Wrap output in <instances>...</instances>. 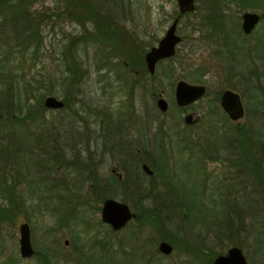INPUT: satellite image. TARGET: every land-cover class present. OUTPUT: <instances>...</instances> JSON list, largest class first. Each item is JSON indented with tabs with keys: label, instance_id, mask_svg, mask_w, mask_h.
Returning <instances> with one entry per match:
<instances>
[{
	"label": "rangeland",
	"instance_id": "obj_1",
	"mask_svg": "<svg viewBox=\"0 0 264 264\" xmlns=\"http://www.w3.org/2000/svg\"><path fill=\"white\" fill-rule=\"evenodd\" d=\"M96 1L101 12L117 19L128 16L126 20L129 23L120 22L133 34L126 43L135 47L136 53H146L157 46L180 14L176 0ZM195 1V11L179 20L177 34L182 41L177 45L175 57L157 67L159 74L171 65L178 69L173 82L169 83L160 75L153 85L145 83L136 93L137 101L131 103L124 72H116L114 66L98 72L96 65L101 64L103 48L98 43L83 40L77 48L83 62L84 81L75 104L64 110L49 109L43 118L27 121L23 127L22 122H16L22 127L17 125V130L9 122L4 125L6 122L2 124L0 121V176L8 169L13 192L19 199L27 201L24 207L15 211L14 203L3 201L0 193V264H92L85 258L77 260L80 248L85 246L88 250L101 252L108 250L106 241L119 251L121 264H199L197 261L202 259L197 260L184 245L209 251L213 261L217 254H225L232 247L222 234L223 225L227 222L239 225L238 234L232 241L242 243L240 248L248 263L264 264L263 197L252 175L237 165L238 160L244 157V153L239 157L236 155L240 131L235 130L234 123L222 112L218 101H214L217 92L221 91L219 81L224 79H220L221 71L229 72L237 63L244 70L252 65L250 58L253 55L264 59V19L247 38H242L240 28L241 16L245 12L261 15L264 2ZM65 7L63 0L38 1L35 8L47 14L39 31L40 46L33 41L32 47L20 52L15 46L17 37L13 22L0 15V65L4 64V69L8 70L6 76L0 74V101L10 99L13 105L22 104L21 110L13 108L14 119L26 116L27 108L34 104L33 99L27 100L31 95L26 91L27 84L33 83L39 90L52 88L53 93L45 98H64L61 76L66 66L61 60L62 53L72 37H88L94 26L90 21L81 24L74 15L64 14ZM75 9L74 12L79 14L78 7ZM4 20L10 22L7 24ZM3 23L6 24L3 26ZM218 27L223 28L230 48H236L237 38L247 39L248 45L254 43L256 47L244 56V52L241 53L239 61H234L233 58L237 57L235 51L227 52L221 43L223 34L216 35L214 31ZM214 33L215 38L210 40ZM109 52L106 47L105 54ZM108 63L121 65L123 60L109 53ZM256 63L259 65L258 61ZM19 65L23 66L25 76L23 81L17 82V90L14 76L17 68H20L19 73L22 71ZM195 66L207 73L205 84L209 93L196 105L201 120L194 126H188L184 122L185 115L174 103V88L180 79L189 82L181 74ZM154 92H163V98L169 103L166 113L157 108V100L152 95ZM250 101L249 113L242 122L250 123L252 130L245 132L254 148L263 151L264 95L258 91ZM134 107L141 112L144 125L141 132L145 143L168 146L169 162L165 164L164 171L161 164L163 155L146 162L154 171L159 187L156 203L162 202L163 206L172 209L168 212L171 217V231L168 233L176 242H168L173 246V252L168 256L158 250L160 241H157L158 233L153 226L155 221L145 219V224L140 225L132 220L115 232L101 220L102 205L107 198L127 203L135 213H144L146 207L155 203L141 201L138 195H131L129 185H125L126 190L121 183H112V179L104 186L93 182L99 160L93 154L97 151L94 143L108 144L109 135L115 143L120 137L116 136L118 131H97L100 127L92 114L93 108L102 113L98 118L102 121L103 113H108L113 119L124 114L128 119ZM130 122L131 117L126 122L128 127H131ZM154 128L158 130L153 131ZM125 135L129 140V133ZM240 147L246 148V145L240 142ZM101 158L103 166L100 172L107 178L108 170L120 162L121 156L113 152ZM148 161L154 162L155 168ZM162 173L168 177L171 187L166 188L162 184ZM140 182L148 183L149 180L141 176ZM166 192H170V198ZM149 219L153 218L149 215ZM25 222L30 225L35 249L31 258L21 257L19 250V227Z\"/></svg>",
	"mask_w": 264,
	"mask_h": 264
},
{
	"label": "trees",
	"instance_id": "obj_2",
	"mask_svg": "<svg viewBox=\"0 0 264 264\" xmlns=\"http://www.w3.org/2000/svg\"><path fill=\"white\" fill-rule=\"evenodd\" d=\"M40 0H0V15L6 16V19H10V21L13 22L16 30V49L18 52L21 51V49L24 51V49H29L33 45L32 42L36 43L35 45L40 46V43L38 41L39 38V31L41 24L44 20V18L47 16V14L44 12L42 13L40 10L35 8V5ZM66 2V9L64 10V14L67 13L69 17H72L73 15L78 18L79 22L83 24L85 21H90L93 23V31L90 32V36L86 37H75L70 39V43L68 47L63 51L61 60L64 62L66 69L63 71V74L61 76V86H63L65 94L63 98L64 102V109L70 108L73 104H75L77 101V97L81 94L80 88L84 81V71L81 69V64H83L78 48L77 46L80 45V41L90 40L93 43H98L103 50L101 51L100 55V61L101 64L108 63L109 60V53H111L114 57L120 56V58L127 62H141L144 63V54L145 51L141 52H135L133 54H127L119 52L120 49L116 48L115 51L109 52L105 54L106 47L111 42H122L123 37L119 35V30L115 28L116 22L112 20L113 16L111 14H107L104 11H99V5L97 4L96 0H63ZM94 1L96 2V5L93 4ZM257 0H243L242 2L247 3H253ZM261 2H264V0H259ZM254 6V5H252ZM250 5H245L244 7H252ZM75 7H78V10L80 11L79 14L76 11ZM74 14H73V13ZM10 21L4 20V22H7V24ZM6 23H3L4 26ZM221 24V23H220ZM214 31L218 34H223V39L226 43L227 36H225V32L222 27L214 28ZM215 38V33L211 34L210 40ZM220 40V37H219ZM87 42V41H86ZM229 42V41H228ZM84 43V42H82ZM226 50L227 52L235 51L234 48H230L228 43H226ZM22 51V52H23ZM134 60V61H133ZM2 65V66H1ZM0 65V74H3V76H6L5 73L8 72V70H5L4 64ZM22 66V65H19ZM3 67V69H2ZM19 69H16L15 72V79L16 83V89L19 88L17 86V82L23 81L22 78H24L25 74L23 73V66L22 71L19 73ZM4 72V73H3ZM9 82V81H8ZM11 82V81H10ZM10 84V83H9ZM28 86L26 88V91L28 94H31L27 100L33 99L34 104L30 105V107L27 108L28 114L23 117H17L14 119L12 117V114H14V109L21 110L22 104L21 103H13L11 100H4L0 101V121L6 122L4 125L9 122V124L13 125V129L17 130V124L16 122H22V127L26 124L27 121H33L38 117L43 118L45 115V112L49 110L44 106L43 99L46 95H50L53 93L52 88L46 87L42 90L35 89V86L33 83L27 84ZM18 90V89H17ZM6 118V119H5ZM17 120V121H16ZM3 125V126H4ZM19 125L18 127H21ZM21 127V128H22ZM1 132V131H0ZM12 133V134H11ZM10 134L13 135L14 133L11 132ZM165 136V135H164ZM248 139V141H247ZM238 142L246 145V148H241V153H244L243 160L240 159V161L237 163L240 170L248 171L250 175H252V178L255 181V185L259 187L257 189L259 192H261L262 195V201L264 206V150L255 149L254 145L251 144L247 132L240 131V136L238 137ZM161 164H162V171L165 169V164L167 165L169 162V159L167 157L161 158ZM5 165V162H3ZM59 164V160L57 161ZM63 163H66V160L63 159ZM62 161L60 164H63ZM67 164V163H66ZM149 164L155 168L154 162H149ZM5 168V167H4ZM6 170V168H5ZM8 169L5 173H3L2 176H0V193L2 194V200L7 203H14L13 206H16L15 211L20 209L21 207H24V204L27 203L23 198L19 199L16 193L13 192V187L9 184L8 180ZM166 174V171H165ZM165 174L160 175V180L162 181V184L166 186V188L171 187L170 181L168 180V177ZM148 178V183H141L140 185L137 184L134 190H131V195H138L140 200L143 202L147 201H153L154 205L146 207L144 213H137V218L135 219L140 225L145 224V219L148 221H155L153 226L156 228L158 233V239L157 241H166V242H176L174 240V237H170L169 231L170 229V222L169 219L171 217L168 216V212H171V207L163 206L162 202L156 203L157 196L159 194V187L156 183V178L154 175L152 176H146ZM94 183H97L96 179L93 181ZM14 185H17L13 181ZM97 185V184H96ZM127 190V189H126ZM129 190V189H128ZM166 196L170 198V192H166ZM100 202L103 201V199H99ZM181 211L182 208L180 207ZM237 215L238 213L235 212ZM149 215L153 219H149ZM1 218V217H0ZM5 218V217H4ZM6 219V218H5ZM230 221V220H229ZM238 226L236 224H233L232 222H227L223 225V232L224 238L229 242H231L232 246H238L242 248V243L238 241H232L235 236L238 234ZM99 242V241H98ZM106 244L108 245V250H101V252H96L92 249L88 250L89 248L82 246L79 250V254L76 257L77 260H82L85 258V261L90 260L92 264H121L119 251L114 250L113 246L111 245L110 241H106ZM228 244V243H226ZM230 244V243H229ZM142 246V245H141ZM187 247L188 250H190L194 257H196L199 264H211L212 257L209 254V251L198 249L197 250L194 247H188L187 245H184ZM142 248V247H141ZM121 249V245L119 246V250ZM223 254L220 252L216 256ZM210 256V258H208ZM205 257H207V260L205 261Z\"/></svg>",
	"mask_w": 264,
	"mask_h": 264
},
{
	"label": "flooded vegetation",
	"instance_id": "obj_3",
	"mask_svg": "<svg viewBox=\"0 0 264 264\" xmlns=\"http://www.w3.org/2000/svg\"><path fill=\"white\" fill-rule=\"evenodd\" d=\"M177 4H178V2H177ZM195 8H196V1H195ZM178 9H179V6H178ZM179 12H180V10H179ZM188 14H190V13H188ZM188 14H185V15H188ZM262 14L261 15L259 14L261 16V19L263 18ZM182 16H184V15L179 14V16H178L179 20ZM127 17H128L127 15L122 16V17H118V19H119L118 20L117 17L114 18V16H113L114 21L116 22L115 28L117 30H119V35H121L123 37V41L118 42V43L111 42L108 45L110 52L115 51L116 48L120 49V51H124V52L126 51L128 54H133L136 52L134 50L135 47H133L132 45H128L126 43L127 39L132 38L133 34L131 33V31L126 29L125 26L121 25L122 22H120L121 20H123L125 23L126 22L129 23L130 21L126 20ZM178 17H176V18H178ZM261 19H260V21H261ZM179 20H178V24H179ZM242 21H243V18L241 16L240 28H241V31L243 33L241 35H242V38L243 37L247 38L253 34L255 29L250 34L245 33L242 29ZM178 24H177V27H178ZM242 38H237L238 40L235 41V43H234L235 47H236L234 49H235V53H236L237 57L233 58V59H235L234 61H237V62L239 61L240 56H242L241 53L244 52L243 53V56H244V54L246 55V52L247 53H249V51L252 52L253 49L256 47V45L254 43H251L250 45H248L249 44L248 40L242 39ZM159 41H158V44H159ZM181 41H182V38H181ZM221 43H223L225 46L226 43H229V42L226 41V43H225V41H223V42L221 41ZM158 44H157V46H158ZM124 46L126 47L125 50L123 49ZM130 47H132L133 49ZM153 47H155V46H153ZM146 53L144 54V63H141V62L127 63V62L123 61V63L121 65H116V64L112 65L111 63L99 64V65H96V70L98 72H102L105 70H110L114 66V69L116 72L117 71L124 72V76L126 77L125 79H128V83H129V90H128L129 100L128 101H130L131 103H135L138 99V98L136 99V93L138 92L139 89L142 90V88L145 86L144 85L145 83L150 82V84L153 85L154 82H157L156 78L160 75L162 76V78L164 80H167L169 83L173 82V78H175L174 76H176L175 71L178 70V69L172 67L173 65H171L168 68H164V70L162 71L161 74H159V72H157V67L158 66L161 67L165 61H169L170 59H173V57H172L169 59H163V60L159 61L155 65L154 73H150L148 70V66L145 62ZM176 53H177V48H176ZM244 59H245V57H244ZM250 59L252 61V65H250L249 67H247L244 70H242L243 68H240L241 65H239L237 63L234 66H232L231 71H229V72L221 71V75H219L220 79L222 77L224 78L223 80L219 81L220 82L219 89L221 91L220 92L218 91L217 95L214 97V101H216V102L218 101L220 109L229 118V116L222 109L221 104H220L222 96H223L224 92L227 90H230V91L239 95L241 102L243 104V108H244L243 118L240 119L239 121H232L229 118L234 123L236 131H251L252 130L250 123L248 124L246 122H242V120L244 119L245 115L247 113H249L248 103L251 102L250 100H253V98H255V94L259 91L262 95H264V59L260 58V56L255 57L254 55ZM257 61L259 62V65H257V63H256ZM227 68L228 67H225V70H228ZM186 70L189 71V73H186L187 72ZM181 75H185V78L187 77L189 82H187L184 79H180L176 83L175 88H174V103L176 105V108L181 113H183V115H185V116L188 114H199L200 115V113L196 110V105L204 97H206L209 93V89H208L207 85L205 84L207 82L206 81L207 73H205L204 70L199 69V66H195L194 68L185 69ZM122 76H123V74H122ZM192 77H195V79H192ZM180 81H184L187 84L193 85V86H203V87H205L206 92L202 96V98H200L199 100H196L193 103H191L185 107L178 106L176 103V100H175V94H176L177 84ZM152 95H153V97H155L156 100H158L159 98H163V92L157 93V94L154 92V93H152ZM139 98L143 99V97H139ZM168 110H169V108H168ZM164 113H166V112H164ZM92 114H93V116H95L94 118L96 119V121L99 122L100 129L97 131H118V132H116V136H118V137L120 136L119 139L115 143H113V141H112V138H111L112 135H109L108 144L101 143L99 145L97 143H94V145H93L95 147V150H97L93 154H94V156L99 158L98 165L95 168L93 178L96 179V181L99 184L102 183L104 186L107 183H109L112 179L113 180L112 183H115V184L121 183L123 185L122 188H124V189H127V188H125V185H129V189L134 190L135 187L137 186V184H139V185L141 184V182H140L141 176L145 177V175H146V176L150 177V176L154 175V171H153L152 175H148L143 170V164H147L146 163L147 160L155 161L160 156L162 157V155H163V157H167L166 151H167L168 146L165 144H161V145L155 144L154 145L151 143H145L144 136L141 132V131H144V125H143V122L141 120V118H142L141 112H139L137 108L134 107L133 111L130 113L131 114L130 115L131 127H128L126 124V122L129 120L130 117L128 119H126V117L123 116L124 114H122V116H117L113 119V118L109 117L108 113H103L102 121L98 120V118L102 117V113H100L97 109L93 108ZM139 114H140V116H139ZM200 120H201V115H200L199 121ZM198 122L195 123L194 125L198 124ZM157 130L158 129H156V128L153 129V131H157ZM91 131H94V130H91ZM127 133H129V135H130L129 140L126 139L125 134H127ZM106 137H107V135H106ZM113 140H115V139L113 138ZM238 148L239 149L236 150V155L239 157V156H241L240 153H241V148H242V147H240V144H239ZM98 150H101V151L98 152ZM113 152H117L118 155L121 156L120 162L116 165L111 166V168L108 170L109 174L106 178V176L101 174V172H100L101 168L103 166L102 165L103 159L101 157L104 158L105 156L111 155ZM239 161L240 160H238V162ZM109 185L111 186V183ZM100 188H102V187H100ZM103 188H105V187H103Z\"/></svg>",
	"mask_w": 264,
	"mask_h": 264
},
{
	"label": "water",
	"instance_id": "obj_4",
	"mask_svg": "<svg viewBox=\"0 0 264 264\" xmlns=\"http://www.w3.org/2000/svg\"><path fill=\"white\" fill-rule=\"evenodd\" d=\"M178 2L181 15L192 13L195 10V0H176ZM264 18V11L262 14ZM242 29L245 33L250 34L259 23L261 16L255 12H245L242 15ZM179 17L174 20L165 35L159 41L158 46L152 47L145 55V62L150 73H154L155 65L163 60L169 59L176 55L177 45L181 42V37L177 34V24ZM206 90L203 86L189 85L180 81L176 87L175 100L178 106L185 107L196 100L202 98ZM221 107L227 113L232 121H239L243 118L244 108L238 94L227 90L221 99ZM160 112H167L168 102L164 98H159L156 102ZM44 106L48 109L60 110L64 108V102L55 96H47L44 100ZM200 119L199 114H188L184 118L186 125L191 126ZM143 170L152 175L153 170L143 164ZM137 214L131 210L125 202L113 198H107L102 205L101 220L108 225L113 231L122 230L130 221L135 220ZM67 244V243H66ZM19 250L23 258H31L35 255V249L31 241V229L28 223H22L19 227ZM158 250L161 254L168 256L173 252V246L161 241L158 244ZM211 264H249L242 249L238 246H232L225 254H220Z\"/></svg>",
	"mask_w": 264,
	"mask_h": 264
}]
</instances>
